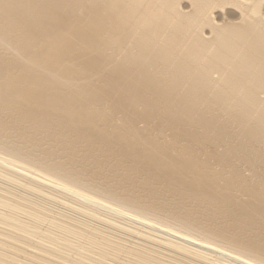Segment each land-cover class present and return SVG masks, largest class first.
I'll use <instances>...</instances> for the list:
<instances>
[{
    "label": "bare ground",
    "instance_id": "6f19581e",
    "mask_svg": "<svg viewBox=\"0 0 264 264\" xmlns=\"http://www.w3.org/2000/svg\"><path fill=\"white\" fill-rule=\"evenodd\" d=\"M0 264H264V0H0Z\"/></svg>",
    "mask_w": 264,
    "mask_h": 264
},
{
    "label": "rangeland",
    "instance_id": "374dc122",
    "mask_svg": "<svg viewBox=\"0 0 264 264\" xmlns=\"http://www.w3.org/2000/svg\"><path fill=\"white\" fill-rule=\"evenodd\" d=\"M156 131H154L153 133H155ZM165 134H166V136H164V137H162V144L163 145H166V141L167 142H169L170 141V139H169V130L168 129H165ZM150 134V133H149ZM175 148H178V146L177 147H175ZM7 185H9V184H7Z\"/></svg>",
    "mask_w": 264,
    "mask_h": 264
}]
</instances>
